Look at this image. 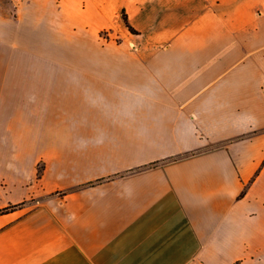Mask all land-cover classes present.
I'll use <instances>...</instances> for the list:
<instances>
[{
  "label": "crops",
  "instance_id": "0c3cea01",
  "mask_svg": "<svg viewBox=\"0 0 264 264\" xmlns=\"http://www.w3.org/2000/svg\"><path fill=\"white\" fill-rule=\"evenodd\" d=\"M10 206L0 264H264V0H0Z\"/></svg>",
  "mask_w": 264,
  "mask_h": 264
},
{
  "label": "built area",
  "instance_id": "2783aa9c",
  "mask_svg": "<svg viewBox=\"0 0 264 264\" xmlns=\"http://www.w3.org/2000/svg\"><path fill=\"white\" fill-rule=\"evenodd\" d=\"M98 40L103 44H108L109 42H115L114 37H112L109 30H104L99 33Z\"/></svg>",
  "mask_w": 264,
  "mask_h": 264
},
{
  "label": "trees",
  "instance_id": "16d2710c",
  "mask_svg": "<svg viewBox=\"0 0 264 264\" xmlns=\"http://www.w3.org/2000/svg\"><path fill=\"white\" fill-rule=\"evenodd\" d=\"M123 21H124V23L126 24V26L129 28V30H130L131 32H134V30L129 26V24H128V22H127V19H126L125 16H123ZM15 207H16V206H10V207H7V208H5V209H2V210H0V214L5 213V212H8L9 210L14 209Z\"/></svg>",
  "mask_w": 264,
  "mask_h": 264
},
{
  "label": "rangeland",
  "instance_id": "374dc122",
  "mask_svg": "<svg viewBox=\"0 0 264 264\" xmlns=\"http://www.w3.org/2000/svg\"><path fill=\"white\" fill-rule=\"evenodd\" d=\"M124 16V15H123ZM123 16H122V19H123ZM104 30H109L110 32H111V30L110 29H104ZM104 30H102V31H104ZM102 31H100L99 33H101ZM99 36V35H98ZM115 39V42H113V43H116V42H118L119 40L118 39H116V38H114ZM100 42V41H99ZM100 44L102 45L103 43H101L100 42ZM103 45H105V44H103Z\"/></svg>",
  "mask_w": 264,
  "mask_h": 264
}]
</instances>
